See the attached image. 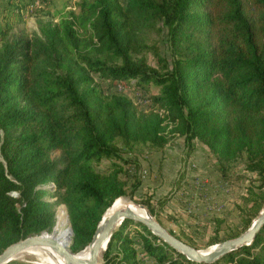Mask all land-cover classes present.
Here are the masks:
<instances>
[{"label": "trees", "instance_id": "obj_1", "mask_svg": "<svg viewBox=\"0 0 264 264\" xmlns=\"http://www.w3.org/2000/svg\"><path fill=\"white\" fill-rule=\"evenodd\" d=\"M95 74L158 91L140 108L125 94L104 93ZM169 134L190 147L202 142L225 177L237 158L259 174L260 188H247L252 202L233 235L248 227L264 204V0H77L31 33L0 21V252L52 226L57 201L67 208L71 248L83 251L104 210L138 186L128 191L120 175L126 169L118 161L130 159L122 147L161 148ZM104 158L111 162L97 166ZM48 181L52 189L41 187ZM102 258L264 264V225L250 244L196 262L125 218Z\"/></svg>", "mask_w": 264, "mask_h": 264}, {"label": "rangeland", "instance_id": "obj_2", "mask_svg": "<svg viewBox=\"0 0 264 264\" xmlns=\"http://www.w3.org/2000/svg\"><path fill=\"white\" fill-rule=\"evenodd\" d=\"M35 1L0 0V21L3 24L10 21L11 24L31 33L37 29L39 20L59 18L72 9L77 0H38V3ZM23 2L25 6L18 11L15 10L16 7H12ZM94 77L97 86L104 93L125 94L140 108H149L150 95L158 91V87L152 84L148 90H144L135 87L131 83L133 80L111 79L99 74ZM122 150L124 155L130 158L125 162L118 161L123 165V169H126L121 171L120 175L127 190H131L133 184L139 180L131 195L122 196L144 205L143 208L166 228L195 244L190 243L191 245L207 250L214 246L212 244L236 236L247 228L233 235L242 225L244 209L252 202L250 196H246L247 188L258 191L261 177L256 171L245 169L241 158L230 163L227 173L229 176L225 177L213 167V156L207 146L198 141L190 147L181 135L169 134L166 144L161 148L150 146L148 143H135L132 149L122 147ZM58 153L59 150L54 149L50 155L55 157ZM189 161H194L195 166L189 165ZM110 162L111 159L104 158L97 166H105ZM144 170L146 174L143 176ZM50 182L52 181L46 184ZM44 197L53 201L57 199L52 194H44ZM62 204L65 203H55L54 223L48 230L54 227L48 232L58 229L61 235L57 238L65 237L63 242L67 243L71 230ZM126 226L133 229L134 223H127ZM131 234L134 235L133 232ZM213 236L220 240L209 243ZM225 236L228 237L224 238ZM136 247L139 254H142L139 242ZM146 259L151 260L150 257ZM39 260L33 254H27L3 264H43Z\"/></svg>", "mask_w": 264, "mask_h": 264}, {"label": "water", "instance_id": "obj_3", "mask_svg": "<svg viewBox=\"0 0 264 264\" xmlns=\"http://www.w3.org/2000/svg\"><path fill=\"white\" fill-rule=\"evenodd\" d=\"M41 187H49L52 189L53 183H45L42 184ZM62 205L65 206V204ZM140 205L144 207V205ZM107 208L104 210L101 219L97 223L91 240L85 246L88 248L87 258L80 256L78 252L74 251L70 246L73 230L67 212V220L69 222L71 230V237L69 242H63L55 235L50 234L48 232V227H46L38 233L29 234L24 238L18 239L7 245L0 252V264H3L6 261L10 260L11 257L16 255L22 249L37 244L51 246L65 258L66 264H101V246H104V249L106 248L113 231L125 218L142 222L152 233L156 234L159 238L164 240L167 244L175 248L177 251L183 253L188 259L196 262H211L224 255L225 253L238 248L239 246L250 244L254 240L257 232L264 225L263 206L259 213L251 221L250 225L244 231L236 236L218 241L214 243L213 248L206 250L197 248L173 234L148 211L146 215H142L135 212L129 206H125L124 208L118 207L114 208L112 212L103 219L104 213L106 212Z\"/></svg>", "mask_w": 264, "mask_h": 264}, {"label": "bare ground", "instance_id": "obj_4", "mask_svg": "<svg viewBox=\"0 0 264 264\" xmlns=\"http://www.w3.org/2000/svg\"><path fill=\"white\" fill-rule=\"evenodd\" d=\"M125 206H129L135 212L140 213L142 215H146L148 213L147 209L143 208V206L131 201L128 198L123 197V198L116 199V201L112 204V206L108 208V210H106V212L104 213L103 219L106 218L112 212L114 208H118V207L124 208ZM55 229L51 233L50 232L49 233L55 235L56 237H59L61 235L60 231L58 229L57 230ZM64 239L65 237L61 238L60 240L64 241ZM103 249H104V246H101L100 253L103 251ZM27 254H33L34 256L38 257L40 259L39 260L40 263H43V264H66L65 258L60 253H58L56 250H54L51 246L40 245V244L26 247L22 249L21 251H19L16 255H14L10 259L22 257ZM78 254L84 258H87L88 248H86L85 250L81 252H78Z\"/></svg>", "mask_w": 264, "mask_h": 264}, {"label": "built area", "instance_id": "obj_5", "mask_svg": "<svg viewBox=\"0 0 264 264\" xmlns=\"http://www.w3.org/2000/svg\"><path fill=\"white\" fill-rule=\"evenodd\" d=\"M35 3H38V0H36ZM188 164H189V165H192V166H195V162H194V161H189ZM144 172H145V173L143 174V176L146 174V170H144ZM200 177H201V176H200ZM198 180H200V179H198ZM212 185H213V184H212ZM214 187H216V186H214Z\"/></svg>", "mask_w": 264, "mask_h": 264}]
</instances>
